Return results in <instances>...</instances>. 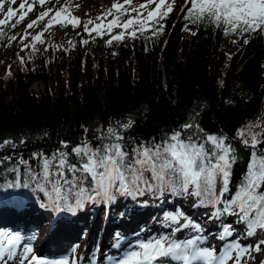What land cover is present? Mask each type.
Here are the masks:
<instances>
[{"label": "trees", "instance_id": "trees-1", "mask_svg": "<svg viewBox=\"0 0 264 264\" xmlns=\"http://www.w3.org/2000/svg\"><path fill=\"white\" fill-rule=\"evenodd\" d=\"M52 1L45 0L41 11L53 8L48 4ZM142 3L146 0L140 3L132 0L134 6ZM184 5L185 0H174L173 10L161 21L162 33L153 36L149 29L143 35L137 32L135 39L126 33L122 41L113 40L110 45L107 41L122 31L120 27L110 34L99 36L93 32L89 36L84 24L90 19L99 23L97 17L112 6L100 5L93 13H71L79 18V26L69 24L71 32L58 35L55 27L60 25H54L50 33L44 32V43H36V51L31 47L21 51L19 38L41 11L37 15L29 12L15 29H4L5 35L0 36V70L4 69L0 74V142L12 140L16 148L9 146L0 151V156L14 157L13 161L0 165V201L16 207L25 199L41 200L44 195L34 184L28 188L7 187L16 176L9 169L17 167L15 161L21 155L28 159L34 152L50 154L61 140L74 146L85 136L91 140L93 134L98 135L97 129L103 131L109 126L121 131L126 140L148 143L188 122L198 124L205 133L227 137L226 142L236 149L238 161L233 166L230 184L235 191L250 156V149L245 148L238 132L244 129L247 133L251 128L252 132L262 133L260 139L264 140V35L253 34L245 45L243 38L234 34L226 36L222 29L208 23L194 24L184 19L187 12V8L181 11ZM151 7L155 8V3ZM187 7H191L190 2ZM18 18L13 17L11 22ZM112 18L109 15L104 23ZM47 19L28 29L30 35L24 44L32 43V36L43 30ZM187 24L194 26L195 35L185 36ZM92 27L90 24L89 28ZM9 36H17V40L5 47ZM234 39L238 43L233 44ZM82 40L89 42L82 44ZM231 45L236 48L228 53L226 48ZM18 56L24 58L23 63ZM35 80L45 84L43 92L30 90ZM129 120L134 122L132 127L119 128ZM84 128L88 129L87 134ZM245 138L250 139L247 135ZM21 139L24 144H20ZM97 143L94 141L92 146ZM259 147L264 148V143ZM37 165L38 162L33 166ZM19 168L23 183L24 166ZM220 187L217 181V192ZM164 192L176 198L182 195ZM117 198L110 202L109 220L127 217L132 210L134 201L128 196L121 207L116 205ZM179 209L176 205L172 212Z\"/></svg>", "mask_w": 264, "mask_h": 264}, {"label": "snow or ice", "instance_id": "snow-or-ice-1", "mask_svg": "<svg viewBox=\"0 0 264 264\" xmlns=\"http://www.w3.org/2000/svg\"><path fill=\"white\" fill-rule=\"evenodd\" d=\"M6 2L8 7L5 11ZM36 2L42 7L45 5V0H34L33 3L24 0L15 8L12 5L17 0H0V13L3 14L0 19V36L5 35V28L15 29L21 24L28 13L34 10ZM189 2L190 8L187 7ZM153 3L155 8L151 7ZM173 5L174 0L172 3L166 0H146V3L135 6L132 0H124V4L114 3L102 17H97L99 23L88 20L84 24V31L89 36L93 32L103 36L110 34L115 27H120L122 31L111 36L107 41L109 45L113 40L122 41L126 33L135 39L137 32L143 35L151 29L155 36L163 32L164 24L161 21L167 18ZM185 8L187 12L184 19L194 24L208 23L222 29L226 36L234 34L243 38L245 45L250 42L253 34L264 35V0H185L181 11L184 12ZM133 12L135 16L131 15ZM50 13L54 14L50 16ZM17 15L19 18L12 23V18ZM109 15L113 17L112 20L104 23ZM125 15L128 18L122 19ZM46 17L48 19L43 30L32 36L30 45L24 44L30 35L28 29L39 26ZM79 23V18L71 15L67 4L59 10L53 6L41 11L37 19L26 25L24 35L19 38L23 45L21 51L29 47L36 51V43H44V32L50 33L56 24L61 27L71 24L75 28ZM90 24L92 28H89ZM15 40L17 36L7 37L8 43L4 46H10ZM88 42L81 41L82 44ZM68 43L71 44V41ZM232 43L238 41L234 39ZM18 58L21 63L24 62L23 57ZM133 123L129 120L119 125V128L127 130ZM96 131L99 134H93L91 140L85 136L74 146L61 140L59 147L50 154L41 151L32 153L28 159L19 156L15 161L17 167L9 169L16 176L7 187L28 188L34 184L47 197L49 206L57 212L68 211L74 214L76 209H82L87 202H95L97 199L111 202L117 195L136 197L145 193L170 191L195 197L192 204L194 208H215L209 219H219L225 214L235 218L234 222L230 221L223 226L218 236L212 237L219 244H205L207 237L200 235L201 225L191 217L179 210L175 214H165L166 226L171 231L130 244L116 264H229L230 261L232 264H242L245 257L256 259L251 254L262 250L264 238L258 237L254 246L242 244L241 238L253 237L258 229L264 231V148L259 147L264 143L260 139L262 133L252 132L251 128L247 133L244 129L238 132L245 148L250 149V156L233 191L230 184L233 166L238 161L236 149L230 142H226L227 137L205 133L198 124L185 123L178 130L153 138L148 143L126 140L122 132L112 126ZM84 132L87 134L88 129L84 128ZM246 135L250 139L245 138ZM94 141H98L95 147L92 146ZM24 143L21 139L20 144ZM9 146L16 148L12 140L0 142V151ZM13 159L12 155L0 156V165ZM37 162L38 165L34 167ZM20 165L24 166L23 183ZM217 181L221 184L219 192ZM173 224L176 226L172 227ZM234 224L242 225L244 231L238 232ZM188 228L195 234L183 239L177 238V233ZM234 233L235 238L228 239ZM21 239L19 234L0 231V264H69L68 260L49 261L38 257L34 254L32 244H21ZM259 264H264V260Z\"/></svg>", "mask_w": 264, "mask_h": 264}, {"label": "rangeland", "instance_id": "rangeland-1", "mask_svg": "<svg viewBox=\"0 0 264 264\" xmlns=\"http://www.w3.org/2000/svg\"><path fill=\"white\" fill-rule=\"evenodd\" d=\"M137 3H140L144 0H134ZM179 1V0H177ZM21 2H24V0H17V3L15 5H12L13 7H15L16 5H19ZM28 3L31 2V0H27ZM53 2V3H52ZM52 2L48 3L49 5H53L55 6V9L64 6V5H69L70 7V12L71 13H76V14H81L84 11H87V13H93V11L96 9V7H99L100 5L104 6V7H111L114 3H121L124 4V0H53ZM8 7L7 2L5 3V9ZM42 10V7H38L36 3H34V10L30 12V14H35L37 15L40 11ZM98 9H96L94 12H96ZM56 34L58 35H63V34H68L69 32H71L69 30L68 27H63L61 28V26H56ZM185 29H190L189 30H185ZM184 29V34L185 36H190L193 31H194V26L192 24H187L185 26ZM236 46L235 45H231L228 46L226 48V51L228 53H231L235 50ZM96 57H99V51L95 52ZM4 69L1 68L0 70V74L3 72ZM31 91L36 92V93H41L45 90V84H43L41 81L35 80L31 83V86L29 87ZM165 193V192H164ZM149 194V193H148ZM159 194V193H158ZM167 193H165L166 195ZM183 195V194H182ZM181 197V196H180ZM190 201L188 204L186 195L184 196V198L182 197L179 201V198L177 199V205L181 208H183L182 206H180L179 202H181V204L185 207L183 209V212L185 213L186 216L192 217L193 221L198 222L201 225L202 228V232H208V233H212V232H217L218 235L220 233V231H222V228L225 224L235 221L234 217L228 216L227 214H225L224 216H221L219 219L212 217L211 219H209V217L211 216V213L213 211H215V208L208 206L207 208L204 206L201 207H197V210L195 212L192 211H188L191 210L193 208L192 204L194 202V200H196L195 197H189ZM116 205L120 206V205H124L126 203V201L124 199H121V197H118L117 199ZM97 201L100 203V200L97 199ZM148 201V199H143L142 200V205L141 208L145 205V203ZM158 201H160V199H158ZM32 200L30 198L26 199L20 206H21V210H23L22 212L19 211L17 213V216L20 215L21 212V216L24 215V213L28 214L31 213L32 210L30 209V204H32ZM122 202V203H121ZM87 207V204L85 205ZM8 207L7 204H4L2 206H0V209H6ZM138 207V203L135 204L133 203L131 209ZM218 207V206H217ZM25 210V211H24ZM168 208L165 207L164 209H162L158 214H157V221L160 223H163V225H166L165 220H164V216L166 213H168ZM94 218H91L89 221H85V225H88L89 227L85 229L83 228L81 231H79L80 233H82L83 235L81 236V239L77 245V247H74L73 251H71V253H69V256L71 257L72 261H75V264H81L83 259L86 258L87 256H89L90 260L93 261V264L97 263V257L99 253H104L103 256H107L113 260L119 258L118 256H113L112 252H108L107 253V249L108 247H106L105 250L102 249V245H100V234H103V237L105 235V243L108 244L109 241H111L115 235V232L113 233L112 231H109L107 228V225L105 223V218H106V214L105 212H96ZM171 214V213H169ZM12 216V214H11ZM160 217V218H159ZM123 218V217H122ZM130 218V217H129ZM146 219H150L151 217H149L148 214H146L145 216ZM155 218V217H154ZM154 218L152 219L154 221ZM160 221H159V220ZM162 219V220H161ZM0 220H5L4 214L0 215ZM132 220V219H131ZM8 221L5 222H1L0 223V231H7L10 233L9 229L11 226H5L7 224ZM182 223L184 222L183 220L181 221ZM140 223V222H139ZM38 234L36 236H34L33 232L30 234V239L29 240H25L23 241L21 244L28 242L31 243L33 248H34V254L37 255L38 257H42L40 255L39 248L40 245L43 241V239L46 237V230L44 229L45 224L41 225V223L38 222ZM9 225V224H8ZM175 225V224H174ZM176 226V225H175ZM234 226L236 227L238 232H243L244 230L241 229L240 224H234ZM19 230L23 229V225L20 224L19 226H17ZM40 227V228H39ZM134 228V226H133ZM169 229H171L170 227L168 228L167 231H169ZM44 230V232H43ZM89 230H91L89 237H85L84 234L86 232H88ZM133 230V229H132ZM188 230H191L190 228H188ZM15 231V230H13ZM33 231V230H31ZM133 232V231H132ZM12 233V232H11ZM100 233V234H99ZM13 234H19L14 232ZM203 235V234H202ZM218 235H214L212 234L210 237V241H214L212 239L213 236H218ZM34 239H33V237ZM66 236V234L64 236L60 235V238H64ZM236 233L233 234V237L228 238V239H232L235 238ZM209 237V238H210ZM258 237L259 238H264V231L262 230H257V233L253 236V237H248V238H241V243L244 245H248V244H252L253 246L255 245L256 242H258ZM58 242V241H57ZM98 245V246H97ZM85 247V251H82V248ZM89 247V248H88ZM20 249L18 248V251ZM115 254V253H114ZM117 255V254H115ZM124 255V254H123ZM122 255V257H123ZM253 257H255L256 259L253 260L251 259L250 261L247 259L248 257H245V261L246 264H259L260 261L264 260V246H262V250L259 253L254 252L253 253ZM245 261H242V264H245ZM78 262V263H77ZM87 264H89V262H87ZM229 264H232V262L230 261Z\"/></svg>", "mask_w": 264, "mask_h": 264}, {"label": "bare ground", "instance_id": "bare-ground-1", "mask_svg": "<svg viewBox=\"0 0 264 264\" xmlns=\"http://www.w3.org/2000/svg\"><path fill=\"white\" fill-rule=\"evenodd\" d=\"M12 214V216H11ZM150 217V216H149ZM15 218V215L14 213L10 212V211H7V219H13ZM160 218V217H159ZM159 220V219H158ZM162 220V219H161ZM160 221V220H159ZM38 223H34V224H31V228L33 230V235L36 236L38 234L39 231L38 230ZM42 225V223H41ZM88 228L89 226L88 225H85V224H79L78 226H76L74 232H72L69 236H65V238L67 239L68 241V244L66 247H63V248H59L61 249L62 251H66V253H71V251H73L74 247H77L80 239H81V236L83 235L82 233H80L79 231H81L83 228L85 229ZM40 228V227H39ZM44 229L46 230V227H44ZM59 231V230H58ZM56 232L54 234H51L53 236V238L57 237L56 235L59 234V232ZM44 232V230H43ZM91 230H89L88 232H86L84 234L85 237H89V234H90ZM11 233V232H10ZM40 233V232H39ZM100 234V233H99ZM33 237V236H32ZM105 238V235L103 237V234H100V241H103V239ZM106 240V239H105ZM110 242V241H109ZM98 246V245H97ZM89 248V247H88ZM82 251L84 252L85 251V247L82 248ZM91 258V257H90ZM92 261V260H91ZM75 262V261H74ZM78 263V262H77Z\"/></svg>", "mask_w": 264, "mask_h": 264}]
</instances>
